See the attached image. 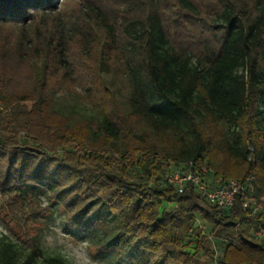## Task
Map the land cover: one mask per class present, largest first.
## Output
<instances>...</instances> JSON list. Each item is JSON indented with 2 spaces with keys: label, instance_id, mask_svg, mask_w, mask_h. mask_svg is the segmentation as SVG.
<instances>
[{
  "label": "trees",
  "instance_id": "16d2710c",
  "mask_svg": "<svg viewBox=\"0 0 264 264\" xmlns=\"http://www.w3.org/2000/svg\"><path fill=\"white\" fill-rule=\"evenodd\" d=\"M55 1L0 0V26L43 15L41 35L22 31L0 44V196L8 209L38 188L72 227L107 226L96 247L116 251L120 264H200V251L215 264H264V239L251 234L264 215L247 218L239 200L218 211L165 179L179 164L193 173L206 166L215 182L254 176L264 195V0H101L80 26L51 18ZM24 59L33 88L9 92V73ZM46 76L80 88L99 116L55 114ZM197 218L218 249L194 227ZM30 243L16 264L41 257ZM10 252L0 251L1 264H14Z\"/></svg>",
  "mask_w": 264,
  "mask_h": 264
},
{
  "label": "rangeland",
  "instance_id": "374dc122",
  "mask_svg": "<svg viewBox=\"0 0 264 264\" xmlns=\"http://www.w3.org/2000/svg\"><path fill=\"white\" fill-rule=\"evenodd\" d=\"M100 1L56 0V8L49 15L51 18L55 17V19L68 23V25L77 22V25L80 26L84 18L87 17L89 6H99ZM42 18L43 15L37 13L30 16L29 21H25L22 25L2 24L0 26V44L4 39L13 43L22 31L30 36L41 35ZM47 19L50 22L51 19ZM73 40L75 42L76 38ZM70 48V57H77L75 44L73 43ZM1 68L0 66V72L3 71ZM32 71V66L27 60L19 61V65L13 73H9L8 91L12 93L30 91L34 84ZM46 79L50 81L49 85L54 87L50 92V97L52 110L55 114L81 122L99 116L97 108L87 103L83 91L76 85L73 87L71 82L68 84L61 78L52 77L50 79V76H46ZM117 81L119 82L117 85H121L122 80ZM15 201L13 209L9 210L6 198L0 196V251L4 249V246L9 245L12 251L9 255L14 253V264L22 261L30 252L32 239L41 252V257L37 258L34 264H43L44 259L48 257L59 258L64 264H120L116 251H100L96 247L104 233L110 231L107 226L100 230L94 228L89 232H82L80 229L72 227L68 223L65 213L50 200L47 193L38 188L29 189L26 199H16ZM166 209L170 211L172 205H168ZM194 227L207 237V245L210 249H218L215 239L211 236L210 226L197 218ZM194 239L191 235L185 240L191 252L194 251ZM202 252L200 251L198 254L200 264L216 263L213 257L206 256ZM149 259L154 261L156 256L149 254Z\"/></svg>",
  "mask_w": 264,
  "mask_h": 264
},
{
  "label": "built area",
  "instance_id": "2783aa9c",
  "mask_svg": "<svg viewBox=\"0 0 264 264\" xmlns=\"http://www.w3.org/2000/svg\"><path fill=\"white\" fill-rule=\"evenodd\" d=\"M4 111L0 103V112ZM166 181L182 194L186 187H191L194 193L209 206L221 212H229L237 200L247 218L258 214L264 215V195H256L255 178L249 176L244 181L234 179L213 181L210 171L204 166L199 173L190 171V164H179L165 175ZM255 238L264 239V219L251 228Z\"/></svg>",
  "mask_w": 264,
  "mask_h": 264
}]
</instances>
